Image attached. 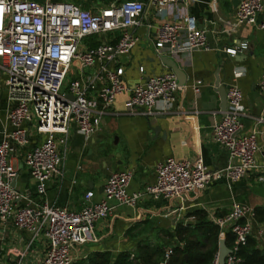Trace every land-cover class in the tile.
<instances>
[{
  "label": "built area",
  "instance_id": "1",
  "mask_svg": "<svg viewBox=\"0 0 264 264\" xmlns=\"http://www.w3.org/2000/svg\"><path fill=\"white\" fill-rule=\"evenodd\" d=\"M196 1L149 0L157 24L153 27L147 24L146 28L154 30L150 44L156 57H188L194 51L207 50V31L198 29L189 13ZM263 13V0H239L232 29L245 25L264 32ZM143 14L141 1L110 4L91 12L75 4L49 0L42 4L0 0V96L2 92L5 96L3 127L0 121V225H11L30 236L24 249L19 250L16 264H26L30 247L38 242L43 253L30 264H76L85 259V246L97 242L95 223L112 214L110 202L134 209L146 195L153 201H174L182 206L188 196L202 192L211 183L225 179L232 185L252 170L259 171L262 175L259 181L264 182V161L262 164L256 161L257 133L241 134L242 94L235 83L241 74L234 70L233 80L225 87L226 111L220 112L219 120H212L211 140L228 153L223 170L210 171L200 158L181 161L169 158L155 167L154 181L143 193H128L133 175L124 171L106 180L99 202L92 201L93 192H86L83 206L77 212L48 205L43 200L46 184L63 176L72 124L88 142L121 94L129 96L127 112L147 117L151 126L157 115L172 111L181 90L172 72L141 77L133 86L122 81L121 59L128 57L140 41L136 30L141 27ZM114 34L117 41L113 45L81 46L85 39L99 40ZM247 48L241 44L225 52L234 58ZM72 67L79 70L80 76L66 83ZM139 72L143 73L142 67ZM200 86L199 81L192 86L196 96ZM258 89L264 99V74ZM34 134L42 140L24 154L19 167L27 170L38 201L30 191L17 188L16 183L12 187L18 178L14 165L16 147L24 148ZM253 221L252 209L237 203H232L225 215L211 219L219 229V240H224L227 233L233 236L224 264H238L239 248L249 237H255ZM256 234L262 238L264 232L258 230ZM172 254V247L165 249L166 260ZM210 264H219L218 252Z\"/></svg>",
  "mask_w": 264,
  "mask_h": 264
},
{
  "label": "crops",
  "instance_id": "2",
  "mask_svg": "<svg viewBox=\"0 0 264 264\" xmlns=\"http://www.w3.org/2000/svg\"><path fill=\"white\" fill-rule=\"evenodd\" d=\"M42 4L45 0H31ZM51 3L75 4L84 10L96 12L110 4L141 1L144 14L141 27L136 30L140 41L130 55L121 59L124 67L122 81L127 86L140 82L153 75L172 72L161 58L155 56L150 41L154 30H148L157 24L154 8L149 0H49ZM264 1V0H263ZM233 0H197L189 8V13L196 20L198 29L207 31V50L194 51L188 57L171 58L180 73V82L184 84L176 95L173 109L167 114L156 116L155 124L140 114H130L126 110L127 94L116 97L112 108L104 118L100 129L85 142L72 124L67 143V153L63 161V176L53 178L46 184L43 198L48 205L65 207L77 212L83 206L86 192H93V202L103 199V186L113 174L131 171L132 180L128 193L142 192L153 183L155 167L166 159L176 161L200 158L210 171L223 170L228 162V153L211 140L212 120L221 118L219 96L214 91L215 75L224 88L233 80L234 70L241 74L235 83L242 94L244 116L241 118V134L257 133L259 153L258 164L264 161V99L259 92L258 82L264 74V32L250 26L232 29L236 7ZM264 15V13H263ZM262 17V16H261ZM101 43L115 44L116 35H107ZM96 39V40H95ZM241 44L247 50L231 58L226 49H234ZM143 68L140 74L139 68ZM201 82L199 95H195L192 86ZM4 93L0 96V121L4 126ZM260 119H263L260 121ZM158 129V133L154 130ZM10 130V129H8ZM2 135L0 132V139ZM115 137L110 149L108 140ZM34 137L22 149L16 147V168H20L24 154L35 146ZM259 171L252 170L239 182L228 185L225 179L211 183L202 192L188 196L181 206L178 202L153 201L144 195L134 209L110 202L113 207L111 216L95 223L94 235L97 242L85 248L88 255L94 251L117 254L122 251L133 252L140 242L155 244L173 233L178 224H192L188 214L201 210L207 220L225 215L232 203L252 209L264 208V182ZM29 177V176H28ZM72 182H75L74 184ZM30 188H25L34 195V184L29 178ZM18 186V178L16 181ZM22 190V191H24ZM182 207L183 210L179 211ZM175 211L174 214L169 215ZM189 222V223H188ZM253 235L258 249L264 252V235L257 238V231L264 232V223L252 222ZM30 236L14 229L11 225H0V264H16L20 258V249H24ZM172 244V246H174ZM42 245L34 243L27 254L26 264L36 262L43 253Z\"/></svg>",
  "mask_w": 264,
  "mask_h": 264
},
{
  "label": "trees",
  "instance_id": "3",
  "mask_svg": "<svg viewBox=\"0 0 264 264\" xmlns=\"http://www.w3.org/2000/svg\"><path fill=\"white\" fill-rule=\"evenodd\" d=\"M90 40H93L90 47L101 44ZM188 217L193 218L192 224H178L173 233H165V237L155 244L140 242L133 252L117 254L94 251L76 264H210L218 252L219 229L201 210L188 214ZM254 220L264 223V208L254 210ZM232 243L233 236L227 233L224 244L231 248ZM168 247L173 248V254L166 260L165 249ZM237 259L238 264H264V252L258 249L256 239L249 237L239 248Z\"/></svg>",
  "mask_w": 264,
  "mask_h": 264
},
{
  "label": "water",
  "instance_id": "4",
  "mask_svg": "<svg viewBox=\"0 0 264 264\" xmlns=\"http://www.w3.org/2000/svg\"><path fill=\"white\" fill-rule=\"evenodd\" d=\"M239 3V0H233L232 5L233 7H236ZM167 47V46H166ZM161 61L165 66L171 69L172 73L176 76L177 82L180 86H183L182 82H180V71L177 69L176 64L174 63V60L168 57H161ZM221 80L218 77V74L215 75V83H214V91L218 94L220 104L219 109L221 113H224L226 111V93L225 88L220 85ZM72 99V98H69ZM223 116V114H222ZM158 129H155L154 132L158 133ZM15 181L12 183V187L15 186ZM189 223V222H188ZM230 253V250L225 246L224 240H219L218 243V254H219V264H224L225 257ZM186 257V256H185ZM187 258V257H186Z\"/></svg>",
  "mask_w": 264,
  "mask_h": 264
},
{
  "label": "rangeland",
  "instance_id": "5",
  "mask_svg": "<svg viewBox=\"0 0 264 264\" xmlns=\"http://www.w3.org/2000/svg\"><path fill=\"white\" fill-rule=\"evenodd\" d=\"M114 35H116V34H114ZM96 40V39H95ZM101 40H105V38L104 37H101ZM91 41H93V40H90V39H85V40H83L82 41V43H81V46L82 47H84V48H86V47H90V43H91ZM143 69V68H142ZM79 70L76 68V67H72V69H71V72H70V74L68 75V77H67V79H66V83L67 82H70V81H72V80H76V79H78L79 78ZM2 89H3V87H1ZM63 92L65 93V90H64V88H63ZM34 138H35V140H36V142H35V144H36V146L39 144V142L42 140V137L41 136H38V135H36V134H34ZM115 143V137L113 138V139H109L108 140V142H107V146H109V148L110 149H115L114 147H113V144ZM15 159V158H14ZM14 165H15V167H16V163H15V161H14ZM29 175H28V173H27V170L26 169H24V170H18V186L22 189V190H24L25 188H30V183H29V177H28ZM89 245L90 244H87L86 246H85V248L86 247H89ZM172 245V244H171Z\"/></svg>",
  "mask_w": 264,
  "mask_h": 264
}]
</instances>
